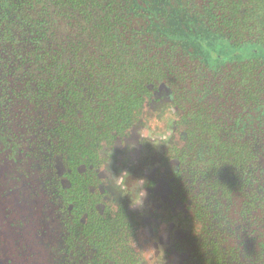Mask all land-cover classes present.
<instances>
[{"label": "trees", "instance_id": "1", "mask_svg": "<svg viewBox=\"0 0 264 264\" xmlns=\"http://www.w3.org/2000/svg\"><path fill=\"white\" fill-rule=\"evenodd\" d=\"M0 4V99L12 113L22 102L37 155L73 178L97 167L163 84L186 131L180 147H153L152 162L177 160L170 189L200 223L185 264H264V0ZM129 201L89 227L95 264H141Z\"/></svg>", "mask_w": 264, "mask_h": 264}, {"label": "flooded vegetation", "instance_id": "2", "mask_svg": "<svg viewBox=\"0 0 264 264\" xmlns=\"http://www.w3.org/2000/svg\"><path fill=\"white\" fill-rule=\"evenodd\" d=\"M7 7L0 4V17L8 14ZM5 25L0 26V31ZM168 92L173 103L169 89ZM20 103L13 107L17 111L13 109L12 113L7 110V102L0 99V264H36L37 257L42 264H95L97 249L90 239L89 227L95 231L94 224L113 212L123 196L116 190L115 178L108 170L107 152L120 151L130 139L132 129L103 150L101 155L107 160L103 169L80 166L73 178L71 169L59 157L42 159L36 154L39 153L36 135L28 129L26 112ZM174 171L161 174L156 171L146 177V200L139 209L129 207L139 214L143 227L153 228V220L157 221L162 210L165 200L159 199L158 187L166 191L165 198L172 206L183 202L170 189ZM100 180L105 183L100 184ZM64 191L72 193L73 199L68 203L64 201ZM153 196L158 200H153ZM186 240L187 237H173L166 244L157 243L155 254L163 253L161 264H169L171 252L184 254L182 264H185ZM35 248L40 253L34 252Z\"/></svg>", "mask_w": 264, "mask_h": 264}, {"label": "rangeland", "instance_id": "3", "mask_svg": "<svg viewBox=\"0 0 264 264\" xmlns=\"http://www.w3.org/2000/svg\"><path fill=\"white\" fill-rule=\"evenodd\" d=\"M152 88L150 96L144 104V109H147L149 112H156L167 105H171L177 117L170 126L172 134L167 143H155L152 139L144 137L142 132L146 128V124L144 117L140 115L138 122L131 130L132 133L130 139L125 141L123 148L120 151L114 150V153L111 151L107 152L109 157L108 170L114 178L119 177L123 172H127L131 179H135L134 175H138V179L141 177V179L145 180L146 177L148 178V176L156 171L161 174L164 171L168 172L176 169L177 160L170 158L167 159V161L165 160L164 164L162 163V166L158 171V165L154 163L155 161L152 162V158H158L159 155L156 153L155 156H153L154 152L151 151L153 147L155 149L156 146L163 148V150H167V148L174 147L175 145L180 147L183 144L186 126L180 122L182 115L170 101V94L166 86L159 85ZM140 160H142L144 166ZM139 161L141 162L140 166ZM145 161L147 163H145ZM139 170H141V173H139ZM159 190V199L165 200L162 201L164 204L160 214H158L159 217L157 221L153 220V228L151 226H144L138 230L134 244L135 250L140 252L141 264H146L142 259V252L147 250H153L155 252L158 250L156 248L157 243L158 245H163L173 237L185 238L193 236L200 228V223L194 216L189 203H176L172 206V202H167L165 198L166 191L164 192L162 188L158 187L157 192H159ZM146 196L144 201L146 200ZM153 200H158V198L153 196ZM130 208L139 209V207L132 206H130ZM159 220H161V222L158 226L156 224H158ZM150 237H152V241H149ZM164 250L165 249H161V251ZM184 257V254L171 252L168 257L169 264H182Z\"/></svg>", "mask_w": 264, "mask_h": 264}, {"label": "clouds", "instance_id": "4", "mask_svg": "<svg viewBox=\"0 0 264 264\" xmlns=\"http://www.w3.org/2000/svg\"><path fill=\"white\" fill-rule=\"evenodd\" d=\"M138 115L144 117L146 124V128L142 132L144 137L152 139L155 143H167L172 134L170 126L177 118L171 105H167L156 112H149L147 109H142ZM95 162L98 167L103 169L107 160L101 159V157L97 154ZM99 183H105V181L100 180ZM114 183L116 190L121 195L129 198L130 206L141 207L143 205V201L146 196V191L144 190L146 181L143 179H131L129 173L123 172L119 177L115 178ZM104 195H108V193H105ZM141 255L146 264H161L163 259L162 252L160 256H156L153 250L144 251Z\"/></svg>", "mask_w": 264, "mask_h": 264}]
</instances>
